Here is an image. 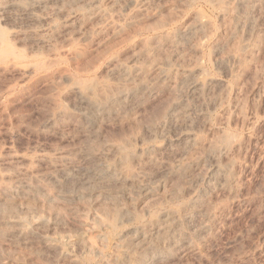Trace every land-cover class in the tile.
Instances as JSON below:
<instances>
[{"label": "rangeland", "instance_id": "374dc122", "mask_svg": "<svg viewBox=\"0 0 264 264\" xmlns=\"http://www.w3.org/2000/svg\"><path fill=\"white\" fill-rule=\"evenodd\" d=\"M69 1L5 25L0 264H264V0ZM75 82L106 103L92 128Z\"/></svg>", "mask_w": 264, "mask_h": 264}, {"label": "bare ground", "instance_id": "6f19581e", "mask_svg": "<svg viewBox=\"0 0 264 264\" xmlns=\"http://www.w3.org/2000/svg\"><path fill=\"white\" fill-rule=\"evenodd\" d=\"M57 1H59V0H0V21L2 22V24H0V67H2V66H6L7 64L8 65H10L11 63H14L17 59H19V55H18V53L19 52H17V51H15L14 49H12L11 48V46L9 45V40H8V35L7 34H10L9 36H14V34L15 35H17L16 34V31H18V30H16V28L18 27H14V26H12V25H10L11 27H9V28H7V26H5V25H7L10 21H17V20H19V21H27L29 24V26H30V28L32 27L33 29L35 28V29H37L38 27H39V25L40 24H38V23H40V22H43V23H45V21L46 20H49L48 18H50V17H48V13L49 12H47V10H49L50 8H52V7H50L51 5H52V3H54V4H57ZM61 1V0H60ZM99 1L100 0H70L69 2H72L71 3V5L68 3V5L69 6H71V8L70 9H72V7H74L73 8V10L74 9H76V11L73 13V18L76 16L77 18L78 17H83L84 16V18H85V20H86V16H85V14H89L90 15V12H93L92 10L98 5V3H99ZM110 1V0H109ZM115 1V0H114ZM130 1L131 0H129V3H130ZM215 1V0H214ZM217 1V0H216ZM220 1H222V0H220ZM233 1V0H232ZM56 2V3H55ZM73 2H74V4H73ZM101 2V1H100ZM142 2H143V0H132V4L134 5V7H135V5H137V4H140V5H142ZM218 2V1H217ZM116 3H119V2H116ZM144 3V2H143ZM220 3V2H219ZM53 4V5H54ZM59 4V3H58ZM72 4L74 5V6H72ZM112 5V4H111ZM113 5H115V4H113ZM112 5V6H113ZM132 5V6H133ZM140 5H138V7L140 6ZM101 6V5H100ZM129 6H131V5H129ZM129 6H128V8H129ZM68 7V6H67ZM142 7H143V5H142ZM59 9V8H58ZM67 9H69V8H67ZM68 10L69 12L71 11V10ZM97 9V8H96ZM134 9V8H133ZM136 9H137V7H136ZM61 10V9H60ZM60 10H58V12L60 11ZM72 10V11H73ZM141 10V9H140ZM139 10V11H140ZM46 11V12H45ZM64 11V10H63ZM87 11V12H86ZM95 11V10H94ZM100 11V10H99ZM130 11V10H129ZM136 11H138V10H136ZM42 12H45V13H42ZM105 12V11H104ZM133 12H135V10L133 11ZM51 13V12H50ZM53 13V12H52ZM94 13V12H93ZM97 13V12H96ZM95 13V14H96ZM131 13H132V11H131ZM61 14V13H60ZM130 14V13H129ZM139 14V13H138ZM71 15V14H70ZM69 15V16H70ZM132 15H134V13L132 14ZM143 14H141V16H142ZM53 16V15H52ZM68 16V15H67ZM72 16V15H71ZM131 16V15H130ZM134 16H136V15H134ZM75 17V18H76ZM89 17H91V16H89ZM89 17L87 16V18H88V20H89ZM92 17H94V16H92ZM70 18V17H69ZM72 18V17H71ZM132 18V17H131ZM137 18V17H136ZM139 18V17H138ZM129 19V18H128ZM134 19V18H133ZM133 19H132V21H130V22H126L125 24L126 25H121L120 23H119V25H116V27H114V29H113V25H111V27L112 28H110L109 30L110 31H112L113 32V34L112 35H114V36H116L117 37V35H119L120 36V34H122V33H124V30H126V28H129V27H131V26H133V25H136V24H139L140 23V21H139V19H136V21H133ZM70 20V19H69ZM71 20H73V19H71ZM71 20H70V22H71ZM78 20V19H77ZM9 21V22H8ZM125 21V20H124ZM201 21H203V20H201ZM8 22V23H7ZM73 22V21H72ZM51 23V22H50ZM196 23H197V21H196ZM204 24L206 23V21H204L203 22ZM242 23V22H241ZM46 24V23H45ZM106 24H109V23H106ZM199 25H200V27H201V22H199L198 23ZM203 24V25H204ZM207 24H208V22H207ZM17 25V24H16ZM36 25V26H35ZM115 25V24H114ZM104 26H107V25H105V24H103V27ZM109 26H110V24H109ZM109 26H107V28L106 29H108L109 28ZM42 26H40L39 28H41ZM51 27V26H50ZM29 28V27H28ZM105 28V27H104ZM191 28V27H190ZM193 28V27H192ZM33 29H30V30H33ZM103 28H99L98 29V31H97V29L95 30V31H97L96 33H101V32H103V30H102ZM130 29V28H129ZM189 29V28H188ZM194 29V28H193ZM198 29V28H197ZM196 29V30H197ZM35 31V33H36V30H34ZM107 31V30H106ZM105 31V32H106ZM195 31V30H194ZM111 32V33H112ZM184 32V31H183ZM192 32H193V30H192ZM20 33V32H19ZM98 33V34H99ZM107 33H109L110 35L109 36H111V33L110 32H107ZM127 33H128V31H127ZM177 33V32H176ZM185 33V32H184ZM190 33V32H189ZM104 34V32L101 34V35H103ZM177 34H179V33H177ZM100 35V34H99ZM105 35H106V33H105ZM124 35V34H123ZM180 35V34H179ZM178 35V36H179ZM18 36V35H17ZM175 36V35H174ZM181 36V35H180ZM183 36V35H182ZM187 36V35H186ZM13 38V37H12ZM175 38V37H174ZM115 39V38H114ZM172 40V39H171ZM170 40V41H171ZM177 40H178V38H177ZM176 40V41H177ZM104 42H105V40H104ZM109 42H106L103 46H105L106 44H108ZM177 44V43H176ZM75 47H77V46H75ZM68 52V54L70 55V57H71V59L70 60H72L73 62H77V61H79V60H81V59H83L84 58V56H85V54H86V51L84 50V49H82V48H80V49H77V48H73V49H71V48H69V51H67ZM72 62V63H73ZM74 64V63H73ZM123 69H124V67H123ZM197 69V68H196ZM49 70V69H48ZM195 70V69H194ZM198 70V69H197ZM125 71V70H124ZM32 72V71H31ZM35 72H36V70H35ZM122 72V71H121ZM120 72V73H121ZM130 72V71H129ZM163 72H165V71H163ZM171 72V71H170ZM119 73V72H118ZM161 73H162V70H161ZM183 73H185V72H183ZM188 73V74H187ZM187 73H185V76H187V77H185V78H187L186 80H190L191 78H192V76H194V72L192 73V72H187ZM199 73V72H198ZM58 74V73H57ZM68 74V73H67ZM160 74V73H159ZM195 74H197V73H195ZM55 75H56V72H55ZM59 76H66V74L64 73V72H59V74H58ZM122 75V74H121ZM124 75V74H123ZM122 75V76H123ZM127 75V74H126ZM54 76V75H53ZM71 76V75H70ZM165 76H166V73H165ZM196 76V75H195ZM158 77V76H157ZM183 77V76H182ZM182 77H180V78H182ZM191 77V78H190ZM73 78V77H72ZM71 78V79H72ZM184 77H183V80L185 79ZM67 79H68V77H67ZM76 80V79H75ZM159 80V79H158ZM160 80H163L162 78L160 79ZM185 80V81H186ZM193 80V79H192ZM181 81H182V79H181ZM184 82V81H183ZM73 83V82H72ZM76 83V82H75ZM189 83V82H188ZM208 83V81L207 80H200V81H198V80H193V81H191V83H190V85H191V87L192 88H197V89H199V88H202V87H205L206 86V84ZM211 83V82H210ZM181 84H182V82H181ZM187 84V83H186ZM73 86V89L77 92V94H78V96H79V101H80V103L81 104H83L85 107H84V110H83V112H82V118L81 119H83V122L85 123V124H83V123H81V124H83L84 126H87L88 128H92L95 124H96V121H97V118H98V113H100V111L102 110V109H104L103 107H107L105 104V101H103V100H98L97 98L95 99V98H93V97H91V96H89V95H87V94H85L83 91H81L80 90V88H81V86L78 84V83H76V84H74V85H72ZM102 86V85H101ZM143 86V85H142ZM153 86V85H152ZM187 86V85H186ZM133 87V86H132ZM144 87V86H143ZM134 88V87H133ZM206 88V87H205ZM102 89V88H101ZM144 89V88H143ZM196 89V90H197ZM141 90H142V88H141ZM149 90V89H148ZM192 90V89H191ZM200 90V89H199ZM140 91V90H139ZM144 91V90H143ZM91 93V92H90ZM116 93V94H115ZM115 93L113 94V95H109L110 97H108L107 98V101L109 100V101H114V100H116V101H118L119 99H123V98H126V96H128V95H126L125 94V92H124V90L123 89H120V90H118V91H115ZM129 94H130V92H128ZM134 93V92H133ZM135 94H136V92H135ZM108 96V95H107ZM135 96V95H134ZM100 98V97H99ZM101 99V98H100ZM122 101H124V100H122ZM115 102V101H114ZM108 103V102H107ZM114 105V104H113ZM82 108V107H81ZM83 109V108H82ZM103 112V111H102ZM101 112V113H102ZM170 114H171V112H169ZM174 114H175V112H174ZM167 115H169V114H167ZM166 115V116H167ZM172 116V115H171ZM170 116V117H171ZM165 117V116H164ZM168 120V119H167ZM167 122V121H166ZM163 124V123H162ZM116 147V146H115ZM157 147V146H156ZM118 148H121V147H119L118 146ZM117 149V148H116ZM215 150V149H214ZM214 150H213V152H214ZM223 150V149H222ZM118 151V150H117ZM149 151V150H148ZM147 151V152H148ZM220 151V150H219ZM129 153V152H128ZM149 153V152H148ZM117 154V153H116ZM129 154H131V153H129ZM129 154H128V160L130 159L129 158ZM134 155V154H133ZM133 155H131V157H133ZM213 155V154H212ZM127 156V155H126ZM123 157H125V155L123 156ZM122 157V158H123ZM119 158V157H118ZM117 158V159H118ZM127 158V157H126ZM126 158H124V159H126ZM121 159V158H120ZM127 160V161H128ZM121 161V160H120ZM119 163V162H118ZM121 163V162H120ZM127 165V164H126ZM119 166V165H118ZM104 167V166H103ZM102 167V168H103ZM113 167V166H112ZM122 167H124V166H122ZM126 168V167H125ZM64 169V168H63ZM107 169V168H106ZM111 169H113V168H111ZM126 169H128V168H126ZM67 170V169H66ZM70 169H68V171H69ZM104 170V169H103ZM62 171V170H61ZM65 171V170H64ZM113 171V170H112ZM129 171V170H128ZM127 171V174H129V172ZM63 172V171H62ZM72 173H73V171H72ZM99 173V172H98ZM104 173V172H103ZM126 173V172H125ZM217 173V172H216ZM62 174H64V173H62ZM76 174V173H75ZM122 174V173H121ZM79 175V174H78ZM106 175V174H105ZM112 175H113V172H112ZM112 175H110V176H112ZM115 175V174H114ZM136 175V174H135ZM63 176H66V175H63ZM68 176V175H67ZM66 176V177H67ZM71 176V175H70ZM72 176H74V175H72ZM94 176H96V175H94ZM93 176V177H94ZM104 176V175H103ZM122 176H125V175H122ZM130 176V178H132V176H134L133 174H132V176L131 175H129ZM137 176V175H136ZM135 176V177H136ZM51 177H52V175H51ZM105 177V176H104ZM78 178V177H77ZM99 178V177H98ZM123 179H124V177H122ZM126 178V177H125ZM137 178V177H136ZM68 179H70V178H68ZM94 179V178H93ZM134 178H132V179H130V180H133ZM71 180H74V179H71ZM96 180V179H95ZM136 179H134L133 181H135ZM128 181V180H127ZM135 183H137V181L135 182ZM141 183V182H140ZM139 186H140V184H139ZM146 186V185H145ZM144 186V187H145ZM142 187V186H141ZM148 187V186H147ZM145 190V189H144ZM147 191V190H146ZM148 192V191H147ZM145 193V192H144ZM150 193V192H149ZM175 193V192H174ZM143 194V193H142ZM176 194V193H175ZM145 195V194H144ZM151 195V194H150ZM6 197V196H5ZM189 204V203H188ZM191 204V203H190ZM185 205V204H184ZM184 205H182V206H184ZM7 208V207H6ZM190 208V207H189ZM3 209V208H2ZM8 209V208H7ZM170 210V209H169ZM168 210V211H169ZM191 210V209H190ZM3 211H4V209H3ZM180 211H181V209H180ZM171 212H173V211H171ZM169 213V214H163V215H160L159 217L157 216L156 218H154V219H156L155 221L153 220V219H151L153 222L152 223H154V222H161V223H169V222H175V220H176V218H175V215L173 214V213ZM182 212V211H181ZM160 213V212H159ZM118 214V213H117ZM122 214V213H121ZM161 214V213H160ZM124 215V214H123ZM122 215V216H123ZM119 216H121V215H119ZM119 216H116V218L115 219H118L117 217H119ZM154 216H156V215H154ZM120 219V218H119ZM118 219V220H119ZM117 221V220H116ZM178 221V220H177ZM46 222V221H45ZM119 222H121V221H119ZM5 223V222H4ZM34 223V222H33ZM117 223H118V221H117ZM148 223V222H147ZM155 223V224H156ZM178 223V222H177ZM31 224V223H30ZM114 224V226L116 225V222L115 223H113ZM154 224V225H155ZM109 225V224H108ZM111 225V224H110ZM109 225V226H110ZM141 225V224H140ZM143 225V224H142ZM159 225H160V223H159ZM166 225V224H165ZM174 225V224H173ZM17 226V225H16ZM34 226V225H33ZM106 226V225H105ZM112 226V225H111ZM110 226V227H111ZM156 227V226H155ZM16 227H14V229H15ZM34 228H36V227H34ZM107 228V227H106ZM137 228V227H136ZM139 228V227H138ZM163 228H164V226H163ZM113 229H114V227H113ZM134 229V228H133ZM143 229V228H142ZM14 231H16V230H14ZM131 231V230H130ZM139 231H141L140 229L137 231V232H139ZM134 232H135V230H134ZM159 232V231H158ZM162 232V231H161ZM163 232H164V230H163ZM162 232V233H163ZM166 232V231H165ZM20 233V232H19ZM99 233V232H98ZM140 233V232H139ZM138 233V234H139ZM129 234V233H128ZM147 234V233H146ZM23 235V234H22ZM135 235V234H134ZM139 235H141V234H139ZM143 235V234H142ZM122 236H124V235H122ZM118 237V236H117ZM135 236H133V237H131V239L132 238H134ZM138 237V236H137ZM144 237V236H143ZM126 238V237H125ZM136 238V237H135ZM145 238V237H144ZM127 239H128V236H127ZM48 240V239H47ZM118 240H119V238H118ZM43 241V240H42ZM49 241V240H48ZM48 241H46L45 240V242H48ZM125 241V240H124ZM127 241V240H126ZM50 242H52V241H50ZM122 242V241H121ZM144 242V241H143ZM142 242V243H143ZM49 243V242H48ZM55 243V242H54ZM123 243H125V242H123ZM145 243V242H144ZM122 244V243H121ZM127 244V243H126ZM148 244V243H147ZM52 245V244H51ZM126 246V245H125ZM145 246V245H144ZM67 256V255H66Z\"/></svg>", "mask_w": 264, "mask_h": 264}]
</instances>
